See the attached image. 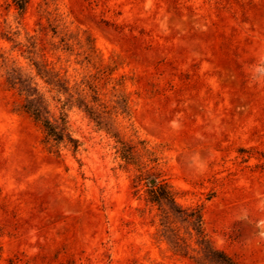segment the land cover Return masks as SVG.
I'll use <instances>...</instances> for the list:
<instances>
[{
	"label": "rangeland",
	"instance_id": "obj_1",
	"mask_svg": "<svg viewBox=\"0 0 264 264\" xmlns=\"http://www.w3.org/2000/svg\"><path fill=\"white\" fill-rule=\"evenodd\" d=\"M11 69L67 112L77 152L47 141ZM160 185L214 248L264 264V0H0V264H217L173 211L176 247Z\"/></svg>",
	"mask_w": 264,
	"mask_h": 264
},
{
	"label": "trees",
	"instance_id": "obj_2",
	"mask_svg": "<svg viewBox=\"0 0 264 264\" xmlns=\"http://www.w3.org/2000/svg\"><path fill=\"white\" fill-rule=\"evenodd\" d=\"M19 10L23 12L29 2V0H13ZM37 74L45 79V82L53 85L57 88L58 92H63L69 94L67 100L62 104L61 108L66 109L67 106L74 104L73 95L70 93L69 85L59 76L58 73L47 68L44 64L40 62H34ZM7 82L13 88H17L20 94L24 95V103L22 105L23 109L28 112L37 122H39L46 132L47 141L53 142L52 145L59 146L62 143L70 145L74 152H77L80 146V141L78 138L74 137L72 130L70 129L69 122L67 120V112L62 111L59 121H53L49 116V104L43 93L40 92L37 85L35 84L33 77L24 74L18 69H11L7 77ZM78 105L84 108L94 119L98 121L99 124H103L101 115L96 112L93 107L89 104L85 98H78ZM107 124L105 123V126ZM124 158L128 162L135 161L134 152L127 147L123 152ZM155 200L162 209L163 220L166 230L173 231L171 228L170 216L171 212H183L185 218L189 222L192 229L195 231L197 236V242L201 246V250L204 256L211 258L217 264H237L226 252L214 248L207 235L204 232L202 226V217L199 210L192 209L190 211L178 210V204L172 194V192L164 185L156 187ZM177 208V209H176ZM176 236L175 245L178 249H182V244L179 242L180 239L177 233H173ZM188 244L186 245V247ZM199 264H203L199 262Z\"/></svg>",
	"mask_w": 264,
	"mask_h": 264
},
{
	"label": "water",
	"instance_id": "obj_3",
	"mask_svg": "<svg viewBox=\"0 0 264 264\" xmlns=\"http://www.w3.org/2000/svg\"><path fill=\"white\" fill-rule=\"evenodd\" d=\"M154 182H155V180H154V179H151V180H150V183H151V184H152V183H154Z\"/></svg>",
	"mask_w": 264,
	"mask_h": 264
},
{
	"label": "clouds",
	"instance_id": "obj_4",
	"mask_svg": "<svg viewBox=\"0 0 264 264\" xmlns=\"http://www.w3.org/2000/svg\"><path fill=\"white\" fill-rule=\"evenodd\" d=\"M261 235L264 236V232H262Z\"/></svg>",
	"mask_w": 264,
	"mask_h": 264
}]
</instances>
